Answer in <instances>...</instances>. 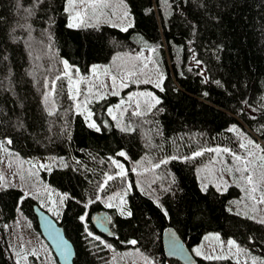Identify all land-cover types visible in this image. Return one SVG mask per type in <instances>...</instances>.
Returning <instances> with one entry per match:
<instances>
[{"label": "trees", "instance_id": "obj_1", "mask_svg": "<svg viewBox=\"0 0 264 264\" xmlns=\"http://www.w3.org/2000/svg\"><path fill=\"white\" fill-rule=\"evenodd\" d=\"M125 1L133 18L128 29L68 27L67 0H0V140L10 139L24 156L63 158L42 181L64 195L54 219L74 245L73 264H112V253L131 246L157 264H181L165 255L162 236L169 228L192 252L206 233L218 232L224 246L232 239L254 254L255 264H264V223L229 208L240 188L202 190L196 176L212 149L243 153L254 141L264 151V0ZM142 48L152 51L166 76L162 88L150 85L159 102L139 115L128 109L130 129L112 122L99 131L90 127L77 112L64 62L85 76L94 64ZM140 86L131 82L123 94ZM47 91L53 111L43 102ZM119 98L105 97L93 107L107 118V107ZM115 158L125 163L123 175ZM141 159L155 177L149 185L140 182L159 204L138 187L134 168ZM124 189L123 211L104 204ZM36 204L21 188H0V264H16L4 224L18 212L44 240ZM99 211L109 213L113 237L93 225ZM195 257L199 264H242L233 256Z\"/></svg>", "mask_w": 264, "mask_h": 264}, {"label": "rangeland", "instance_id": "obj_2", "mask_svg": "<svg viewBox=\"0 0 264 264\" xmlns=\"http://www.w3.org/2000/svg\"><path fill=\"white\" fill-rule=\"evenodd\" d=\"M66 12L68 24L72 23L74 27L110 25L128 29L133 25V18L125 0H86L84 3H81V0H74L71 5L66 2ZM76 13H80L79 17ZM151 57L152 51L147 48L134 53H117L110 63L92 65L91 72L85 76L74 70L67 62L66 75L71 77V94L77 99V112L83 115L89 125L95 123L101 128L102 125L108 126L112 122L118 128L130 129L131 126L126 120L127 110L132 109L136 113L151 109L158 99L150 85L157 87L159 84V88H162L166 77L160 63L155 59L151 60ZM131 82L143 86L138 87L135 92L128 90L123 94V90ZM112 95H118L120 98L107 107L108 117H101L102 114H97L93 105ZM42 97L47 110L53 111L55 103L52 91H47ZM8 140V138L0 140V188L10 185L21 188L25 195L37 199L42 209L58 218L64 204V195L44 185L42 178L44 172L63 166V158L56 155L24 156L15 152L7 143ZM245 140L250 143L249 140ZM252 142V151L247 150L243 153L231 151L241 158L239 160L228 152L214 151L210 160L197 165L196 176L202 190L214 187L226 191L231 185L239 187L241 194L231 201L230 210L242 216L261 220L264 218V203L260 202L264 198V151L254 145V141ZM115 161L122 166L125 164L122 159L115 158ZM245 168L247 171H244ZM151 170L150 165L143 159L137 161L134 168V171L139 173L140 190L159 204L151 188L140 182L144 179L148 180V185L151 184L155 177ZM249 175L253 178L252 184L247 182L246 178ZM253 187L256 189L254 192ZM127 193L128 189L116 191L104 198V204L123 211ZM4 229L10 254L16 264H58L50 246L34 231L30 220L19 212L15 220L4 224ZM237 245L235 242V245L228 243L224 246L218 232H208L202 242L194 247L193 252L205 259L233 256L242 264H255L254 254L248 253L240 245L237 248ZM112 254V264H157L149 255L133 246Z\"/></svg>", "mask_w": 264, "mask_h": 264}, {"label": "water", "instance_id": "obj_3", "mask_svg": "<svg viewBox=\"0 0 264 264\" xmlns=\"http://www.w3.org/2000/svg\"><path fill=\"white\" fill-rule=\"evenodd\" d=\"M37 218L40 233L46 243L50 246L59 264H73L75 248L66 237L63 228L54 217L42 209L38 204L33 208ZM111 217L105 211L93 214L92 223L96 229L108 236L113 237L110 227ZM165 255L168 259L179 261L181 264H199L193 252L187 247L179 234L173 229H167L162 236Z\"/></svg>", "mask_w": 264, "mask_h": 264}, {"label": "snow or ice", "instance_id": "obj_4", "mask_svg": "<svg viewBox=\"0 0 264 264\" xmlns=\"http://www.w3.org/2000/svg\"><path fill=\"white\" fill-rule=\"evenodd\" d=\"M67 2H68V4H73L74 3V0H67ZM84 2H86V0H81V3H84ZM79 15H80V13H76V16L77 17H79ZM75 25L74 24H72V23H69L68 24V27H74ZM65 63V68L67 69V67H68V65H67V62L65 61L64 62ZM113 79H115V77H113ZM217 83H219V82H217ZM157 87H159V84H157L156 85ZM162 90V89H161ZM129 99H131V97H129ZM157 102H159V101H157ZM109 114H111V109H109ZM135 115H139L140 113L139 112H136V113H134ZM89 115H91V113H89ZM90 127H93V128H95L97 131H99L100 129H99V127L95 124V123H93V124H90L89 125ZM11 140L9 139L8 141H7V143H9V144H11ZM241 147H244V145L243 144H241ZM210 151H216V152H220V151H223V152H228L229 154H232V155H234L235 156V154H233V153H231V150L230 149H227V148H225V149H212V150H210ZM202 153L201 152H196L195 153V156H199V155H201ZM119 155H121V156H125V153L124 152H121V153H119ZM235 159H237V160H239V159H241L239 156H235ZM114 164H116V166L118 167V168H120L121 169V172L119 173V175H123V166L121 165V164H119L117 161H115V160H113L112 161ZM166 162V161H165ZM158 166V165H157ZM41 167H44L43 165H41ZM244 171H247V169L245 168L244 169ZM111 179H113V177L112 176H108V180H111ZM247 182L249 183V184H252L253 183V178H252V176L251 175H249L247 178ZM256 189H255V187H253V189H252V191L254 192ZM261 203H264V198H262L261 199V201H260ZM110 206V205H109ZM85 207H87V205H85ZM166 214V213H165ZM127 215H131V212L129 211L128 213H127ZM84 218L83 217H81V220H83ZM258 223H264V218H262L261 220H259V221H257ZM88 235L89 236H91L92 235V233H88ZM95 239H99V237H95ZM131 243H133V244H135L136 243V241H132ZM229 243V245H235V241H229L228 242ZM237 248H239V246L237 245L236 246ZM34 254V253H33ZM197 254L199 255V250H197ZM220 257H217V259H219Z\"/></svg>", "mask_w": 264, "mask_h": 264}, {"label": "bare ground", "instance_id": "obj_5", "mask_svg": "<svg viewBox=\"0 0 264 264\" xmlns=\"http://www.w3.org/2000/svg\"><path fill=\"white\" fill-rule=\"evenodd\" d=\"M53 155V154H52Z\"/></svg>", "mask_w": 264, "mask_h": 264}]
</instances>
